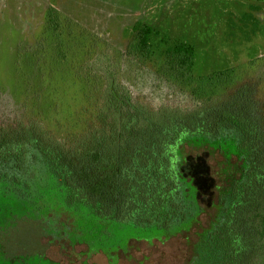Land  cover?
Returning <instances> with one entry per match:
<instances>
[{
	"label": "trees",
	"instance_id": "obj_1",
	"mask_svg": "<svg viewBox=\"0 0 264 264\" xmlns=\"http://www.w3.org/2000/svg\"><path fill=\"white\" fill-rule=\"evenodd\" d=\"M257 12L261 7L254 4L240 20L256 28L246 32L247 40L259 29ZM47 27L54 41L59 27L52 20ZM136 29L139 52L151 50L160 32L143 24ZM161 42L168 48L162 64L154 66L161 74L158 81L177 90L188 78L196 91L193 98L207 95L203 106L214 115L210 124L146 120L143 128V109L134 96L147 97L150 104L153 96L135 94L112 75V59L104 60L103 75H16L19 91L0 87V189L21 198L22 216L43 221L52 242L63 244L65 251L80 244L90 254L103 251L113 259L117 252L126 253L132 241L154 246L200 226L206 208L187 169L193 154L210 152L237 174L224 189L217 187L221 192L211 222L187 264H249L251 257L264 264L263 114L250 97L208 109L215 88L195 86L194 47L180 39ZM56 60L50 66L59 74L66 62ZM27 65L33 68L31 60ZM259 190L262 200L244 210V196ZM251 213L253 230L247 237L241 229Z\"/></svg>",
	"mask_w": 264,
	"mask_h": 264
},
{
	"label": "rangeland",
	"instance_id": "obj_2",
	"mask_svg": "<svg viewBox=\"0 0 264 264\" xmlns=\"http://www.w3.org/2000/svg\"><path fill=\"white\" fill-rule=\"evenodd\" d=\"M254 4L261 7L255 15L259 29L247 40L246 32L256 28L252 24L245 27L240 20ZM47 20L59 27L54 41ZM137 24L160 32V36L153 38L151 50L139 52ZM161 38L180 39L194 47L191 73L195 86L215 88L216 98L210 101L208 109L229 106L238 97H245L241 101L246 102V97H250V103L257 105L264 120V1L0 0V87L17 92L22 85L19 87L16 75L32 73L103 75L104 60L112 59V75L123 79L135 94L153 96L151 104L147 97L134 96L143 109V128L147 127L146 120L168 125L173 121L189 126L210 124L214 115L203 106L207 95L193 98L196 91L187 83L188 78L177 90L175 86H166L162 79L158 81L161 74L154 66L162 64V54L168 48ZM81 52L83 59L77 61ZM58 57V62H66L59 74L50 66ZM30 60L32 69L27 65ZM40 105L46 107L45 100ZM37 109L43 111L38 105ZM219 158L210 152L189 158L188 175L193 177L206 208L199 227L181 238L154 246L132 241L126 253L117 252L113 259L103 251L90 254L86 245L78 244L65 251L63 244L52 242L43 221L22 216L21 198L0 189V264H187L196 240L211 222L221 192L217 187L224 189L237 174L230 165L217 161ZM15 191L22 196V192ZM261 196L260 190L248 192L242 200L244 210L255 199L261 201ZM9 199L19 200V204ZM252 215L244 217L241 229L247 237L253 230ZM249 259V264H256L254 257Z\"/></svg>",
	"mask_w": 264,
	"mask_h": 264
}]
</instances>
